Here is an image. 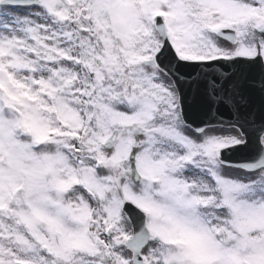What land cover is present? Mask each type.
I'll return each mask as SVG.
<instances>
[{
    "label": "snow or ice",
    "instance_id": "snow-or-ice-1",
    "mask_svg": "<svg viewBox=\"0 0 264 264\" xmlns=\"http://www.w3.org/2000/svg\"><path fill=\"white\" fill-rule=\"evenodd\" d=\"M0 264H264V0H0Z\"/></svg>",
    "mask_w": 264,
    "mask_h": 264
}]
</instances>
